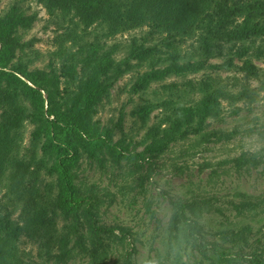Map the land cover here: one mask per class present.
Returning a JSON list of instances; mask_svg holds the SVG:
<instances>
[{
    "label": "rangeland",
    "instance_id": "obj_1",
    "mask_svg": "<svg viewBox=\"0 0 264 264\" xmlns=\"http://www.w3.org/2000/svg\"><path fill=\"white\" fill-rule=\"evenodd\" d=\"M216 1L0 0L18 42L5 69L21 78H0V264H264V36L230 21L211 35L229 18L206 16ZM152 69L175 70L136 91ZM58 115L81 128L63 126L76 205L63 204ZM242 154L259 165L237 166Z\"/></svg>",
    "mask_w": 264,
    "mask_h": 264
},
{
    "label": "trees",
    "instance_id": "obj_2",
    "mask_svg": "<svg viewBox=\"0 0 264 264\" xmlns=\"http://www.w3.org/2000/svg\"><path fill=\"white\" fill-rule=\"evenodd\" d=\"M64 4H73L78 9L86 12H97V11H105L112 8L124 7L130 5L134 0H56ZM225 12L226 16L229 17L226 20L225 24L223 22H219V25L216 28H209L208 31L211 35L222 34L228 31L227 25L230 22L235 23V27L240 26L239 32L238 30L235 33V36L244 38L250 36H264V0H219L216 1L214 6L207 12L206 16L209 15L212 19L219 15L222 16V13ZM246 12L247 15L243 21H240L238 15L240 13ZM234 16V17H233ZM219 17V18H220ZM211 18L209 20L211 21ZM210 25V22H209ZM207 25V27L209 26ZM16 28V22L11 18L0 19V78L5 76H12L17 79H21L18 76V73L7 71L5 69V59L7 56L13 53L14 49L18 46V42L14 36V31ZM205 40V39H204ZM247 43V42H245ZM264 43V40L262 41ZM177 59H180L178 57ZM175 69H164L157 70L152 69L144 73L141 79L135 84V90L139 91L148 85L153 80L164 77L165 75L172 73ZM19 72V71H17ZM20 73V72H19ZM24 74V73H23ZM27 79H29L35 86L39 85V81L36 77L31 76L29 74H24ZM33 85V86H34ZM31 88L38 93L40 99L44 102V98L40 89H37L35 86ZM103 91V88L100 87ZM98 86H95L94 89L88 94L85 103L90 105L93 99L100 94L102 91ZM64 118L63 115H58L56 119L52 120L50 123V131L53 139V143L60 147L64 154L60 158V162L57 165V168L62 175V180L65 186L66 196L63 200V204H71L76 205L79 202V199L75 197V187L72 184L70 171V166L75 164L77 160L76 151L72 148V146L66 144L64 140V124L70 130H76L81 132V128L76 125L73 121L74 117ZM239 133V130L233 129L231 131L227 130H215L212 131L206 139L210 140L212 137H217V139H225L231 138L232 136ZM107 134L100 135L101 137H106ZM109 144H111L110 140L105 138ZM165 148L164 146H158V149ZM154 150V149H153ZM259 161L255 157H247L245 155H240L238 157L236 165L239 167H243L245 165H259ZM171 202L175 206H179L183 208L185 206L181 200L171 199ZM207 203V202H205ZM238 210H242L246 207L248 209H257V201L254 200H246L240 204L236 205ZM240 208V209H239ZM242 212V211H241ZM6 228L13 234V236L18 237L20 235L21 227L15 226L11 219H7L5 223ZM256 264H262V259L258 256H255Z\"/></svg>",
    "mask_w": 264,
    "mask_h": 264
}]
</instances>
